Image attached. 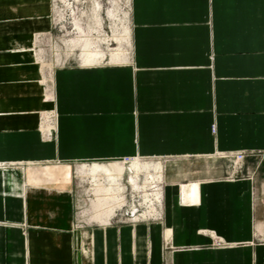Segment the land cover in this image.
Returning <instances> with one entry per match:
<instances>
[{"label": "crops", "instance_id": "obj_1", "mask_svg": "<svg viewBox=\"0 0 264 264\" xmlns=\"http://www.w3.org/2000/svg\"><path fill=\"white\" fill-rule=\"evenodd\" d=\"M51 7L0 0V73L3 39L47 34ZM127 20L126 62L49 76L55 135L0 81V264H264V0H130ZM125 158L160 165L155 219L88 223L68 170L36 185L18 164Z\"/></svg>", "mask_w": 264, "mask_h": 264}, {"label": "rangeland", "instance_id": "obj_2", "mask_svg": "<svg viewBox=\"0 0 264 264\" xmlns=\"http://www.w3.org/2000/svg\"><path fill=\"white\" fill-rule=\"evenodd\" d=\"M118 1V4L120 5V13L118 11L116 12L115 9V2ZM129 4V2H128ZM128 4H125V0H52V7H51V20H52V27L51 30L45 34V35H34V34H28L26 31L21 32V37H28L29 39L33 40L36 38V40L33 43H30L31 46L30 51L33 56L39 57L40 60L44 63V74L47 76H52L53 70L56 68L63 66H79L82 65L80 61L78 60V57L82 53L79 46L77 45L78 40H81L83 37L86 36H96V34H89V26L96 28V25L93 24V15L94 10H96L101 18L102 21V27L103 32L106 36H109V42L108 44H102L99 43V48L101 50H104L105 52H108L109 49H113L117 47V43L113 41V31L116 29L120 32L122 30V25L125 24L128 26L129 22L127 18L123 19V22L114 21L116 19V16L120 15L121 12L129 14V8ZM117 13V14H116ZM122 16V15H121ZM92 18V20L90 19ZM123 18V17H122ZM75 22H77L80 26V28L85 31V34L81 33L76 27ZM114 22L116 23V26L114 25ZM103 35V34H102ZM4 43V42H3ZM74 44V45H73ZM4 45V44H3ZM76 45V47H75ZM129 46L126 47L129 51ZM2 62V60L0 61ZM100 64H107L106 61ZM46 65V66H45ZM26 66H30L29 63H27ZM28 69L32 67H27ZM3 71L5 69H10L9 67H2ZM36 74H34L35 76ZM25 79L20 80L18 76L15 74V71H5L0 73V81L9 80L14 81L16 80L18 84L20 85L17 96L21 100L29 102L32 100L34 101V98L37 101L36 109L39 114L38 118V126L39 130L42 129V126H39V123L42 119V113L39 112V105L41 103H45L44 110L47 112H52V102H53V92H52V81L53 78H50L49 84L45 85L42 82H40L38 79ZM3 78V79H2ZM49 79V78H48ZM33 82V83H32ZM25 86V87H22ZM24 94V95H23ZM16 96V95H14ZM31 97V98H30ZM30 98V99H29ZM52 100V101H51ZM45 101V102H44ZM50 103V104H49ZM51 106V107H50ZM50 107V108H49ZM52 114V124L56 125L55 122V113ZM112 161H108L106 163H98L99 165H104L106 167L109 166V164ZM137 162V161H135ZM133 160L130 163H123L124 165V173L120 180H118V183L120 184V187L123 188V197L125 199L126 204L121 209H116V212L113 216V219H120V221L127 222L123 219L125 211H132L139 212V215L142 214L144 207L140 204L142 203V195L143 193L140 192L139 188L144 186V173L139 174V179L134 178V182L136 185V188L132 186L131 184V178L135 175L131 172V165L135 163ZM155 163L156 161L153 160H141L137 163ZM122 163V162H121ZM23 165H27L25 163H21ZM153 165V164H152ZM25 167H28L25 166ZM93 162L90 163H82L79 165H63V166H55V173L56 177H62L64 174H61L60 172H64L65 170H68L65 177L71 179V188L69 195L71 194L75 203V213L80 212V218L90 219V212L91 210V202L93 200V195L91 193V182L98 178L99 174L94 173L92 171ZM51 166L45 167L42 170L45 171H51ZM58 170V172H57ZM61 170V171H60ZM19 171V175H15L17 178L22 176L21 170ZM52 173V171H51ZM59 173V174H58ZM102 174V173H101ZM8 173L7 170L4 169L2 173L0 174L1 180L5 181L8 179ZM102 178H107L104 175H101ZM28 179V177H27ZM47 183L49 184V181L45 177ZM61 179V178H58ZM157 189L160 190V184L157 187ZM132 206L134 207L133 209ZM158 206V205H157ZM156 206V207H157ZM140 208V210L138 209ZM160 208V207H159ZM158 208V212H159ZM157 209V208H156ZM155 216V215H154ZM155 219V217H148L147 220ZM146 220V219H145ZM87 222V221H86ZM91 221H88L90 223ZM138 222V221H137ZM127 223H135V222H127ZM76 225H82L81 221H75ZM217 244V243H216Z\"/></svg>", "mask_w": 264, "mask_h": 264}, {"label": "bare ground", "instance_id": "obj_3", "mask_svg": "<svg viewBox=\"0 0 264 264\" xmlns=\"http://www.w3.org/2000/svg\"><path fill=\"white\" fill-rule=\"evenodd\" d=\"M66 1V0H65ZM130 7V0L128 4V8ZM116 12L120 13V5L118 4V1L115 2V9ZM128 12V10H127ZM93 15V24L96 25L95 28L89 26V34H96V36H86L83 37L81 40H78L77 45L79 46L81 50V54L78 57V60L83 66H93V65H99L100 63H103L106 61V63H123L127 60V49L126 47L129 45V30L122 25V30L119 32L117 29L113 31V36L115 41L117 43V47L113 49H109L108 52H105L104 50H101L99 48V43L108 44L109 42V36H106L103 32L102 27V21L101 18L96 10H94ZM117 14V13H116ZM122 15L126 16V14L121 12ZM129 17V14H128ZM92 20V18L90 17ZM115 22H123L122 17L120 15L116 16ZM114 22V25L116 26V23ZM129 26V24H128ZM75 27L83 34H85V31H83L79 24L75 22ZM22 28L20 29V32L17 34L19 36L17 37H7L4 38V45L6 49H8L10 60L9 63L15 66V69H18V78L20 80L25 79H38L40 82H42L45 85L49 84L50 77L47 78V76L44 74V63L40 60L39 57L33 56L30 51V43H33L36 38L33 40L29 39L28 37H21ZM17 33V32H16ZM14 34V33H13ZM103 34V35H102ZM74 45V44H73ZM76 47V45H75ZM27 63H29L30 66H26ZM46 66V65H45ZM27 67H32L28 69ZM33 83V82H32ZM24 95V94H23ZM16 100L18 99V108L21 110L23 109V105L28 104L29 106L31 104H34V101L31 98V101L26 102L21 100L19 96H15ZM52 101V100H51ZM3 107V104L0 102V108ZM51 107V106H50ZM29 110H36L33 108H29ZM37 111V110H36ZM39 112L42 113V119L39 123V126H42V129L39 130V127L36 128V131L38 134H42L44 131H47V133H50L51 135H55L56 133V125L52 124V112H47L44 110V107L42 109H39ZM38 126V125H37ZM135 158H130L128 162L130 163ZM28 165L27 167V177L28 180L36 185H48L44 175L42 174V168L40 167H33L31 165L35 164L32 161H26L21 162ZM17 164V163H14ZM1 165V162H0ZM30 166V167H29ZM36 166V165H35ZM17 168V167H16ZM55 167L54 169H51L52 175L54 177L56 176L55 173ZM50 171V172H51ZM61 171V170H60ZM92 171L94 173H98V178L94 179L91 182V193L93 195V200L91 202V212H90V220L91 222H97V223H106L109 221V219L114 216L116 209H121L125 204V199L122 195L123 188L120 187V184L118 183V180L121 179L123 173H124V166L120 161H112L108 167L104 165H99L96 162H93ZM58 172V170H57ZM131 172L135 177L133 176L131 178V184L133 187L136 188L134 178L139 179V174L144 173V186L140 187V192L143 193L142 195V203L141 206L144 207L143 212L141 215H139V212H132L134 215V218L137 219H147L149 216L156 213V205L160 201V193L157 189L160 180H161V174H160V165L159 164H153L150 165L148 163H133L131 165ZM61 174H64V172H60ZM102 173V174H101ZM59 174V173H58ZM101 175L106 176L107 178H102ZM17 178L13 175L12 180H16ZM160 192H161V184H160ZM135 207V206H134ZM132 206L131 209L134 208ZM136 208V207H135ZM140 210V208H138ZM138 213V214H136ZM154 217V216H153ZM113 218V217H112ZM111 218V219H112ZM134 219V220H137Z\"/></svg>", "mask_w": 264, "mask_h": 264}, {"label": "built area", "instance_id": "obj_4", "mask_svg": "<svg viewBox=\"0 0 264 264\" xmlns=\"http://www.w3.org/2000/svg\"><path fill=\"white\" fill-rule=\"evenodd\" d=\"M237 159L241 160L242 159V155H238ZM124 160H125V162H128L130 160V158H125ZM136 214H138V213H136ZM152 218H153V216H152ZM123 219L126 220L127 222H137V221L145 220L143 218L142 219L134 218L133 213L130 212V211H125ZM134 219H137V220H134Z\"/></svg>", "mask_w": 264, "mask_h": 264}]
</instances>
